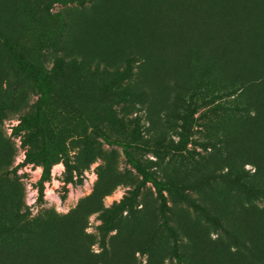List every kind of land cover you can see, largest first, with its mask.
<instances>
[{"label": "rangeland", "instance_id": "obj_1", "mask_svg": "<svg viewBox=\"0 0 264 264\" xmlns=\"http://www.w3.org/2000/svg\"><path fill=\"white\" fill-rule=\"evenodd\" d=\"M0 264H264V0H0Z\"/></svg>", "mask_w": 264, "mask_h": 264}, {"label": "trees", "instance_id": "obj_2", "mask_svg": "<svg viewBox=\"0 0 264 264\" xmlns=\"http://www.w3.org/2000/svg\"><path fill=\"white\" fill-rule=\"evenodd\" d=\"M27 71L37 81L38 87L40 89V95H41L40 101L41 103H45L49 95L46 77L40 72L33 70L30 67L27 68ZM33 126L37 127L44 134L48 132V126L43 117V113L41 110H38L36 112V115L33 118H30V120L21 121L19 125L17 126V131L19 132L27 131ZM126 157L130 160V163L133 166V168H135L141 174L143 178V182H148L152 184L157 190L158 194L160 195L162 189L164 188L163 184H161L159 181H157L156 179L148 175L145 171L140 169L139 164L135 160H133L129 154H126ZM31 158L37 159L39 164L42 167V172H41V175L38 181V187H37L38 194L41 197L43 195V185L50 178L52 166L58 163L59 161L63 162V165L66 171H68L70 166H69L67 159L65 158L64 149L53 143H47L43 145V147L36 154H33V155L28 154L27 159L29 160ZM138 192H139V188H135L129 198L123 199L118 204V206L112 212L111 216L109 217L107 223L105 224L103 228L104 235H107L108 233L112 231L113 219L117 216L119 212L123 211L127 206H129L136 200L138 196Z\"/></svg>", "mask_w": 264, "mask_h": 264}]
</instances>
